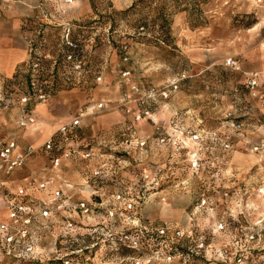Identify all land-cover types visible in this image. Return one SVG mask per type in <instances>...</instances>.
Wrapping results in <instances>:
<instances>
[{
    "label": "clouds",
    "instance_id": "1",
    "mask_svg": "<svg viewBox=\"0 0 264 264\" xmlns=\"http://www.w3.org/2000/svg\"><path fill=\"white\" fill-rule=\"evenodd\" d=\"M5 143L0 264H264V0H0Z\"/></svg>",
    "mask_w": 264,
    "mask_h": 264
},
{
    "label": "built area",
    "instance_id": "2",
    "mask_svg": "<svg viewBox=\"0 0 264 264\" xmlns=\"http://www.w3.org/2000/svg\"><path fill=\"white\" fill-rule=\"evenodd\" d=\"M31 86V80H30V84L29 87ZM91 147V145H89V148ZM9 148V145L7 143L0 145V149H4L7 150ZM5 195H8L7 190H5ZM93 199H95L97 202H100V198L99 197H94ZM36 264H39V262H36ZM46 264H63L62 261H58V260H49L46 262Z\"/></svg>",
    "mask_w": 264,
    "mask_h": 264
},
{
    "label": "trees",
    "instance_id": "3",
    "mask_svg": "<svg viewBox=\"0 0 264 264\" xmlns=\"http://www.w3.org/2000/svg\"><path fill=\"white\" fill-rule=\"evenodd\" d=\"M165 23H167L166 21H165ZM58 63V62H57ZM30 78H29V84H30ZM55 87H56V81L55 80H53L52 81V91H53V93H54V91H55Z\"/></svg>",
    "mask_w": 264,
    "mask_h": 264
},
{
    "label": "rangeland",
    "instance_id": "4",
    "mask_svg": "<svg viewBox=\"0 0 264 264\" xmlns=\"http://www.w3.org/2000/svg\"><path fill=\"white\" fill-rule=\"evenodd\" d=\"M181 23H182V21L177 20V26H179ZM242 87H243V86H242ZM63 95H66V94H63ZM117 155H124V156H127V153H117Z\"/></svg>",
    "mask_w": 264,
    "mask_h": 264
},
{
    "label": "crops",
    "instance_id": "5",
    "mask_svg": "<svg viewBox=\"0 0 264 264\" xmlns=\"http://www.w3.org/2000/svg\"><path fill=\"white\" fill-rule=\"evenodd\" d=\"M22 39H26V37H22Z\"/></svg>",
    "mask_w": 264,
    "mask_h": 264
}]
</instances>
